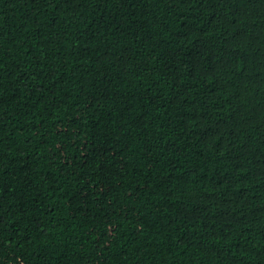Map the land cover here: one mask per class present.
I'll use <instances>...</instances> for the list:
<instances>
[{
  "label": "trees",
  "instance_id": "1",
  "mask_svg": "<svg viewBox=\"0 0 264 264\" xmlns=\"http://www.w3.org/2000/svg\"><path fill=\"white\" fill-rule=\"evenodd\" d=\"M0 264H264V0H0Z\"/></svg>",
  "mask_w": 264,
  "mask_h": 264
}]
</instances>
